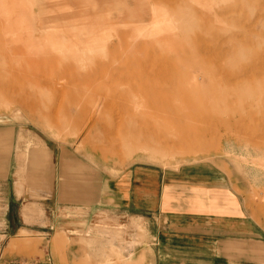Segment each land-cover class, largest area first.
<instances>
[{
  "label": "rangeland",
  "instance_id": "374dc122",
  "mask_svg": "<svg viewBox=\"0 0 264 264\" xmlns=\"http://www.w3.org/2000/svg\"><path fill=\"white\" fill-rule=\"evenodd\" d=\"M72 2L99 17L68 22ZM64 34L86 39L85 62L58 53ZM196 166L256 199L264 222V0H0V253L48 247L51 218L73 230L74 264H131L119 242L146 243V228L104 216L125 208L116 183Z\"/></svg>",
  "mask_w": 264,
  "mask_h": 264
},
{
  "label": "crops",
  "instance_id": "0c3cea01",
  "mask_svg": "<svg viewBox=\"0 0 264 264\" xmlns=\"http://www.w3.org/2000/svg\"><path fill=\"white\" fill-rule=\"evenodd\" d=\"M116 184L112 199L125 208L104 216L143 220L146 228V243L119 242L121 250L137 253L131 264H264V222L256 217L257 201L235 191L228 178L197 166L170 171L139 167ZM87 219L81 227H87ZM39 224L38 232L50 231L48 247H38L33 256L2 251L0 264L18 254L42 263L48 257L51 264L75 263L78 245L63 243L73 230L51 218ZM88 229L97 234L98 247L105 248L108 229L100 224Z\"/></svg>",
  "mask_w": 264,
  "mask_h": 264
},
{
  "label": "bare ground",
  "instance_id": "6f19581e",
  "mask_svg": "<svg viewBox=\"0 0 264 264\" xmlns=\"http://www.w3.org/2000/svg\"><path fill=\"white\" fill-rule=\"evenodd\" d=\"M66 6V5H65ZM64 6V8L67 10V11H65V13H66V16H67V19H68V22H72V24H74L75 25V23H76V20H78L79 21V19H80V21H82L83 20V22L82 23H84V21H85V19H89L90 20V18L92 17V19H95V17H99V15L97 14V13H95V12H90V11H86V12H83V11H81V9H78L79 7H81L80 6V4L79 3H76V2H72L71 4H69V5H67L66 7ZM83 8H86V7H83ZM69 9V10H68ZM63 10V9H62ZM61 10V11H62ZM87 10V9H86ZM100 13V12H99ZM62 14H64V13H62ZM85 16H88L87 18L85 17ZM91 16V17H90ZM83 17H85V18H82ZM90 17V18H89ZM82 19V20H81ZM92 19L89 21V22H91L92 21ZM86 20V21H87ZM77 21V22H78ZM85 21V22H86ZM75 22V23H74ZM88 23V22H87ZM91 23H93V21L91 22ZM69 34H64V37H65V39L64 40H67L70 44H71V47L70 48H67V49H63L64 47H62V50L61 51H59L58 53L59 54H63V53H78V55H77V58H78V60L79 61H81V62H85V57H83V50L85 49V48H87L88 46H87V42H86V39H85V41L84 40H82L81 39V37L79 38L78 36H76V35H69ZM56 40H57V42L58 43H62L61 42V40L59 39V38H55ZM30 43V42H29ZM28 43V44H29ZM33 42H31L30 43V45H28V47H30V48H32L33 47ZM105 47H107V49H112V45H111V43H107L106 45H105ZM26 51H27V49H25ZM28 52V51H27ZM117 58V57H116ZM119 59V58H118ZM74 60H76V59H74ZM95 60H96V58H95ZM108 60H110V59H108ZM111 60H112V58H111ZM110 60V61H111ZM115 60V59H114ZM149 60V59H148ZM70 61H72V60H70ZM77 61V60H76ZM155 61V60H154ZM92 62H93V60H92ZM96 62V61H95ZM118 62V61H117ZM122 62H123V60H122ZM121 62V63H122ZM144 62V61H143ZM94 63V62H93ZM121 63H120V65H121ZM141 64V63H140ZM160 64V63H159ZM94 65H95V63H94ZM98 65V64H97ZM102 65V64H101ZM100 65V66H101ZM107 65H109L110 66V64H108L107 63ZM137 65V64H136ZM135 65V66H136ZM116 66V65H115ZM160 66V65H159ZM99 67V66H98ZM103 67V66H102ZM101 67V68H102ZM107 67V66H106ZM113 67V66H112ZM163 66H161V68H162ZM91 68V67H90ZM89 68V69H90ZM96 68H97V66H96ZM100 68V67H99ZM105 68V67H104ZM110 68V67H109ZM127 68V67H126ZM165 68V67H164ZM68 69H70V70H74V71H76L77 69L76 68H74V67H69ZM128 69V68H127ZM93 70V69H92ZM103 70V69H102ZM105 70V69H104ZM107 70V69H106ZM128 71V70H127ZM165 72V71H164ZM103 73V72H102ZM102 73H101V71H100V69H98V70H94V71H92V72H88V73H86V75H82V74H80V72L78 73H76L74 76H73V78L72 79H67L66 77H64V75L63 74H52L53 76V78L55 79V80H57V81H61V80H64L67 84H70V83H75V82H80V81H82V78H89L90 80L89 81H93V80H97V79H99L100 78V76L102 75ZM104 73H105V71H104ZM103 73V74H104ZM107 73V72H106ZM151 73H152V75H151ZM151 73H148V75L150 76V77H152V78H155L158 82H160V83H163L162 81H164V79H165V75L161 72V71H157L156 69H154L153 70V72H151ZM105 75V74H104ZM130 75H132V74H130ZM168 76V75H167ZM142 78H144V77H142ZM81 79V80H80ZM199 79V78H198ZM46 81V80H45ZM44 81V82H45ZM85 81V80H84ZM47 82V81H46ZM105 82V81H104ZM138 83V82H137ZM168 83V82H167ZM95 84V83H94ZM157 84V83H156ZM77 85V84H76ZM128 85V84H127ZM139 85V84H138ZM95 86V85H94ZM97 86V85H96ZM159 86V85H158ZM91 87H93V86H91ZM121 87V86H120ZM142 87V86H141ZM128 88V87H127ZM165 88V87H164ZM139 89V88H138ZM162 90V89H161ZM142 91V90H141ZM86 92V91H85ZM107 92V91H106ZM81 93V92H80ZM110 93V92H109ZM137 93H139V92H137ZM89 94V93H88ZM140 95V94H139ZM161 95V94H160ZM87 96V95H86ZM148 97V96H147ZM146 97V98H147ZM113 98V97H112ZM141 98H143L142 96H141ZM111 100V99H110ZM113 100V99H112ZM111 100V101H112ZM146 100V99H145ZM74 101V100H73ZM23 105V108H25L26 107V104H22ZM96 105V104H95ZM234 112V111H233ZM235 112H237V113H239L238 112V110H236ZM235 112H234V114L233 115H235L236 116V114H235ZM254 116V115H253ZM233 117V116H232ZM237 117H238V114H237ZM251 117V116H250ZM122 118V117H121ZM232 128H234V127H232Z\"/></svg>",
  "mask_w": 264,
  "mask_h": 264
},
{
  "label": "built area",
  "instance_id": "2783aa9c",
  "mask_svg": "<svg viewBox=\"0 0 264 264\" xmlns=\"http://www.w3.org/2000/svg\"><path fill=\"white\" fill-rule=\"evenodd\" d=\"M2 264H51L50 257L47 258V262L42 263L37 259H26V260H9Z\"/></svg>",
  "mask_w": 264,
  "mask_h": 264
}]
</instances>
